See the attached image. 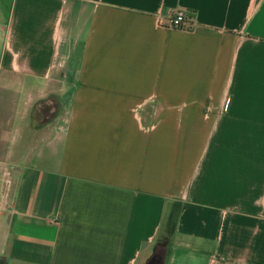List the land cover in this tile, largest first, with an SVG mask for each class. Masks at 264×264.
Here are the masks:
<instances>
[{"label":"crops","instance_id":"obj_1","mask_svg":"<svg viewBox=\"0 0 264 264\" xmlns=\"http://www.w3.org/2000/svg\"><path fill=\"white\" fill-rule=\"evenodd\" d=\"M0 155V264H264V0H0Z\"/></svg>","mask_w":264,"mask_h":264},{"label":"built area","instance_id":"obj_2","mask_svg":"<svg viewBox=\"0 0 264 264\" xmlns=\"http://www.w3.org/2000/svg\"><path fill=\"white\" fill-rule=\"evenodd\" d=\"M163 18H165L164 26L179 31L189 30L194 25L193 17L189 16L185 10L168 11Z\"/></svg>","mask_w":264,"mask_h":264},{"label":"rangeland","instance_id":"obj_3","mask_svg":"<svg viewBox=\"0 0 264 264\" xmlns=\"http://www.w3.org/2000/svg\"><path fill=\"white\" fill-rule=\"evenodd\" d=\"M10 141H11V144H12V143H13V142H12V140H9V142H8V143H10ZM1 158H2V157H1V155H0V159H1Z\"/></svg>","mask_w":264,"mask_h":264}]
</instances>
